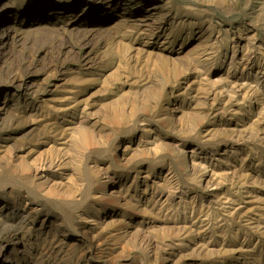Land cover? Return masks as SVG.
<instances>
[{"label":"rangeland","instance_id":"1","mask_svg":"<svg viewBox=\"0 0 264 264\" xmlns=\"http://www.w3.org/2000/svg\"><path fill=\"white\" fill-rule=\"evenodd\" d=\"M0 264H264V0H0Z\"/></svg>","mask_w":264,"mask_h":264},{"label":"bare ground","instance_id":"2","mask_svg":"<svg viewBox=\"0 0 264 264\" xmlns=\"http://www.w3.org/2000/svg\"><path fill=\"white\" fill-rule=\"evenodd\" d=\"M36 31L37 33L34 34L35 36H44V35H47V33H54V32H51V29H49L48 26H45L44 28H36Z\"/></svg>","mask_w":264,"mask_h":264}]
</instances>
